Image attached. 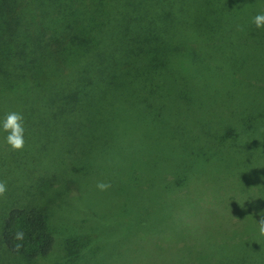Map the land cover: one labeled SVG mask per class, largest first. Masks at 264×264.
I'll return each mask as SVG.
<instances>
[{"label": "trees", "instance_id": "trees-1", "mask_svg": "<svg viewBox=\"0 0 264 264\" xmlns=\"http://www.w3.org/2000/svg\"><path fill=\"white\" fill-rule=\"evenodd\" d=\"M262 7L0 0V115L19 111L25 126L24 147L0 154V264L50 255L53 180L81 207L108 206L85 214L98 264H264L248 218L264 209V154L230 143L235 123L264 142V65L233 90L249 53H264L249 22ZM209 181L228 187L231 208L187 220Z\"/></svg>", "mask_w": 264, "mask_h": 264}, {"label": "rangeland", "instance_id": "rangeland-1", "mask_svg": "<svg viewBox=\"0 0 264 264\" xmlns=\"http://www.w3.org/2000/svg\"><path fill=\"white\" fill-rule=\"evenodd\" d=\"M248 56L251 58V63L248 66L246 73L244 74V79L239 78L238 81L235 83V87H233L235 93L237 90H240L241 87L244 85L243 83L245 82L246 78L255 75L259 71V69L264 65V53L260 51H252L251 53H249ZM235 125H238V127L234 128L237 131L234 132V134H232L233 138L231 137L230 143L234 147L244 150L245 152L264 154V142L260 138L259 139L255 138L254 135H253V139L252 138L249 139L244 132L245 130L243 126L241 127L239 126L243 124L235 123ZM27 127H31V126L27 124ZM1 136H3L2 133H0V138ZM3 145L5 144L3 142L2 143L0 142V154L2 152H5V150H11L9 148L5 149ZM205 174H206V170L202 169L195 176L204 177ZM53 182L54 184H51V187H49L50 188L49 195H51L50 201L52 202L51 205L59 202L60 208L56 211L58 215L55 214L56 220L54 221L55 245L50 255L45 259V262L43 264L59 263L67 258L70 259V261L67 260L65 261V263L62 262L61 264H98L97 259L95 258L96 254L94 253L95 247L88 239L91 230L87 223L86 216H90V215L85 216V214L92 213V214L106 215L107 213H109L108 206L96 203L95 204L96 206L93 207H86V206L81 207V205L77 203L78 200L75 201L72 197L68 196L67 191L66 193L65 190L63 191L62 185H60L62 186L60 187L57 181L53 180ZM212 183L213 182L209 181L207 184L204 183L197 184L196 187H198L200 191L202 190L203 194L200 195L201 198L197 203V205L195 206L194 213L187 216V220L189 221L197 220V222H200L201 224L208 225L207 218L208 216H210V213L211 214L214 213L211 212V210L221 209L223 206L230 207L229 204L231 203V200L229 199V197L231 196V192L229 191L228 187L225 186L224 188L219 187L212 189L211 188ZM61 188L63 192L61 191L60 193L59 191L61 190ZM215 189H217V191H215ZM63 208L64 211L61 212V209ZM71 212L72 214L74 213L72 217L70 216ZM237 224L241 227L240 222H238ZM113 235L115 236V234ZM64 240L70 242L74 240L76 244L73 247H68L64 244L63 242ZM120 249L122 250V248ZM3 257L4 260H9L7 256H3ZM140 257L141 259H137V260L133 259L134 263H136V261L139 260H144L142 259L141 255ZM107 261L108 260H106L104 256L102 262L108 264ZM10 264H25V262L15 259V260H11Z\"/></svg>", "mask_w": 264, "mask_h": 264}, {"label": "clouds", "instance_id": "clouds-1", "mask_svg": "<svg viewBox=\"0 0 264 264\" xmlns=\"http://www.w3.org/2000/svg\"><path fill=\"white\" fill-rule=\"evenodd\" d=\"M249 22L255 26L256 29L264 28V7L258 10L254 15L249 17ZM0 133L3 134V143L11 150L18 151L24 147L25 144V126L23 115L16 110H10L0 115ZM95 187L99 191H104L109 187L105 182L97 181ZM4 191V185L0 184V193ZM264 200V196L257 197ZM256 198V199H257ZM249 201L247 195L242 197V204ZM256 217L249 214V219H252L254 228L253 242L259 245L260 240L264 239V209L256 213ZM15 238L20 240L23 238L21 232H16Z\"/></svg>", "mask_w": 264, "mask_h": 264}]
</instances>
